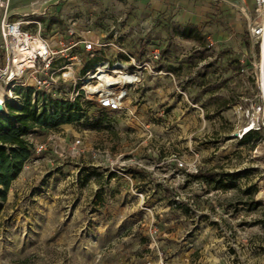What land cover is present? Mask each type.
<instances>
[{"label": "rangeland", "instance_id": "rangeland-1", "mask_svg": "<svg viewBox=\"0 0 264 264\" xmlns=\"http://www.w3.org/2000/svg\"><path fill=\"white\" fill-rule=\"evenodd\" d=\"M44 1L6 9L32 30L76 23L108 40L116 28L128 52L159 49L162 72L145 74L124 112L85 103L80 121L33 132L81 149L33 154L0 186V264H264V65L237 14L214 3L199 26L137 0ZM19 81H0L4 106L23 105ZM177 158L196 169L179 172Z\"/></svg>", "mask_w": 264, "mask_h": 264}, {"label": "built area", "instance_id": "built-area-1", "mask_svg": "<svg viewBox=\"0 0 264 264\" xmlns=\"http://www.w3.org/2000/svg\"><path fill=\"white\" fill-rule=\"evenodd\" d=\"M11 0H0V81L14 83L24 89H32L33 102L37 99V109L45 108L50 112L60 111L53 103L55 100L69 103L79 102L86 114L85 103L106 113L124 112L128 108L131 90L145 77L147 72L159 74L156 63L159 60V49L146 50L144 53L128 52L121 43L123 32L114 28L113 39H106L105 34L97 29H86L76 23L64 29L47 31L40 21L35 30L26 28L23 20L15 18L6 9ZM236 7L246 23L252 47L258 48L261 58L264 57V0H241ZM48 0L44 1L47 3ZM46 14V13H44ZM109 49L114 52L109 54ZM242 71H246L243 67ZM261 97L264 99V73L259 78ZM256 124L261 127L257 118ZM33 143L34 154L48 149L58 158L77 156L82 140L75 138L69 141L66 149L56 133H51L47 141ZM95 153L96 150H93ZM103 152L109 156L110 152ZM198 157V155H196ZM119 165L120 156L112 160ZM194 164L177 158L179 172L196 169ZM126 165V164H125Z\"/></svg>", "mask_w": 264, "mask_h": 264}, {"label": "trees", "instance_id": "trees-1", "mask_svg": "<svg viewBox=\"0 0 264 264\" xmlns=\"http://www.w3.org/2000/svg\"><path fill=\"white\" fill-rule=\"evenodd\" d=\"M28 90L21 107L6 102L4 111L0 112V186L4 190L10 188L24 163L34 154L33 143L27 138L30 133L38 128L57 127L80 121L84 116V113L80 112L82 107L78 101L69 103L55 100L53 103L60 107V111L50 112L45 108L39 110L36 107L38 99L33 102L32 89ZM249 136L246 133L243 138ZM192 174L201 179L214 178L210 171L199 170Z\"/></svg>", "mask_w": 264, "mask_h": 264}, {"label": "crops", "instance_id": "crops-1", "mask_svg": "<svg viewBox=\"0 0 264 264\" xmlns=\"http://www.w3.org/2000/svg\"><path fill=\"white\" fill-rule=\"evenodd\" d=\"M134 1V0H133ZM223 1L226 4L219 3ZM137 3L142 8H146V12L156 16L160 13H167L169 8L176 7L180 9V18L184 22L198 23L199 26L204 20H208V12L213 11V4L222 5L224 8L230 9L231 13H236L240 21V26L246 31V23L240 11L236 7L242 5L241 0H137ZM247 4L253 5L252 0H248ZM179 5V6H178ZM250 41V40H249Z\"/></svg>", "mask_w": 264, "mask_h": 264}, {"label": "bare ground", "instance_id": "bare-ground-1", "mask_svg": "<svg viewBox=\"0 0 264 264\" xmlns=\"http://www.w3.org/2000/svg\"><path fill=\"white\" fill-rule=\"evenodd\" d=\"M262 63H263V65H264V57H263V59H262ZM0 87H1V86H0ZM3 103H4L3 98H2L1 95H0V104L3 105ZM251 129H252V127H248L245 131L248 132V131H250Z\"/></svg>", "mask_w": 264, "mask_h": 264}, {"label": "water", "instance_id": "water-1", "mask_svg": "<svg viewBox=\"0 0 264 264\" xmlns=\"http://www.w3.org/2000/svg\"><path fill=\"white\" fill-rule=\"evenodd\" d=\"M4 109H5L4 104L3 105L0 104V112L4 111Z\"/></svg>", "mask_w": 264, "mask_h": 264}]
</instances>
